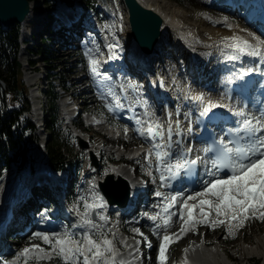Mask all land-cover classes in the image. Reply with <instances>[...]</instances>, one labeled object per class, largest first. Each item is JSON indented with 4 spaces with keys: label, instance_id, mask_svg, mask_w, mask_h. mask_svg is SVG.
<instances>
[{
    "label": "snow or ice",
    "instance_id": "6c2138e0",
    "mask_svg": "<svg viewBox=\"0 0 264 264\" xmlns=\"http://www.w3.org/2000/svg\"><path fill=\"white\" fill-rule=\"evenodd\" d=\"M227 19V17H224L225 21ZM227 27L232 28L233 25L229 23ZM243 31L247 32L251 39L236 34L223 38L226 47L234 50L226 58L239 59L240 54L243 53L264 58V35H257L256 32H252L249 29H244ZM116 46L113 43L106 45L110 57L115 55L112 49ZM85 55L88 58L90 70L94 75L98 74L104 78L111 79L108 72H99L100 62L97 57L88 51L85 52ZM254 70L259 69L248 68L245 71L251 72ZM243 77L244 71L240 73L242 82L239 84V87L241 89L246 87V81H243ZM128 86L136 90L137 82L129 80ZM192 99L203 101L204 94L200 93L192 97ZM143 106L145 108V115L155 116V113L149 110L150 105L147 100H143ZM218 106L230 109L236 115L241 116V122L230 130L237 135L231 141L225 140L223 136L219 137L218 140L213 138L203 147V152L213 153L210 163L216 173V178L207 181L205 187H202L198 192H193L191 197L184 199L180 204L181 210L179 215L183 223L177 230L178 234L164 232L156 257L159 264H164L167 260L165 253L168 244L173 240H179L188 231L189 225L195 230L197 224H210L212 227H215L218 223L227 222L229 225L228 233L234 235L235 230L242 227L249 217H258L260 220H264V132H262L264 130V109H261L260 118H256L251 112L246 111L244 107H237L231 103L221 104L219 100L213 101L209 99L206 104L202 105L200 115H209L210 110ZM168 115L169 123L166 133L164 125L160 123L159 119H156L155 122L149 119L147 122V135L152 136L153 139H155L156 135L161 137L160 142L154 146L157 149L155 157L161 181H165V172H167L170 178H174L177 175H181L182 170L190 172L192 166L200 162V156L198 155L185 158V154L191 153V146L181 147V132L183 129L180 128L179 119L175 121L179 130L175 134L178 140V158L175 160L169 159L167 163L164 162L163 157H170V153L161 150L160 144L171 146L173 137L171 113ZM209 119L211 120L212 117L210 116ZM136 120L139 123V117H136ZM187 127L188 130H191V121L188 122ZM124 131L127 133V125L124 126ZM139 131H141V134H144L143 128L139 129ZM165 135L167 136V140L164 139ZM150 155L151 153L146 155L145 159H148ZM220 168L228 169L230 174L226 172L220 175ZM104 171L107 173L115 171V169H105ZM146 171H150V169H146ZM153 178L155 179V177ZM165 182L167 183V181ZM155 194L163 195L160 192ZM90 195L92 196V201H89L84 196L78 197L84 203V215L81 216L80 222L85 224L89 229L94 228L96 230L95 234L90 230L82 231L79 238H76L75 232L67 227L62 232L36 231L29 238L39 237L49 247L45 248L39 244L26 245L11 260L0 257V264H18V260L21 257L27 262L30 256L36 260L52 259L55 256L62 260L64 264H80L81 260L83 264H126L122 258L118 257L113 239L103 232L106 225L97 223L89 215L90 209L98 207L97 201L99 205L106 203L104 197L95 191L94 182L93 191ZM183 195L184 193L182 192L169 193L165 198V211L144 213V215L150 216L152 221L162 219L163 224L168 226L172 220V213L167 210L176 203L177 197ZM192 198H196L195 203L188 202ZM197 206H199V216L195 217L193 209ZM73 207H76L78 210V205L73 204ZM211 210H214L216 219H210ZM98 215L101 221L109 219L103 212L98 213ZM153 230L155 231V227ZM132 231L143 236L144 240L151 246V241L141 232L140 228H133ZM187 250V248L184 249L185 252ZM183 264H187V259H185Z\"/></svg>",
    "mask_w": 264,
    "mask_h": 264
},
{
    "label": "bare ground",
    "instance_id": "6f19581e",
    "mask_svg": "<svg viewBox=\"0 0 264 264\" xmlns=\"http://www.w3.org/2000/svg\"><path fill=\"white\" fill-rule=\"evenodd\" d=\"M137 1L143 7L152 9L153 12H155L161 19V24L159 26V36L155 43V47L156 46L163 47L166 46V44L163 43L174 42V43H178L182 48H184L187 44H190L193 47L200 50H209L210 51L209 53H212L214 57L215 56L219 57L221 55L228 56L234 50L228 49L226 47V44L223 41L224 37L232 36L236 34L244 38L251 39L248 33L243 31L244 29H249L252 32H256L257 35H262L254 27H249L247 25L248 21L245 18H240L238 21H235L233 18L230 19L228 18V16L230 15H226L225 11L221 13L219 10H217L213 5L209 3V0L208 2L205 1L206 6L204 7H206L208 11H203L205 16L204 24L203 23L196 24V22L187 19L186 18L187 14H185L186 9L179 8L178 6L169 4L168 0H137ZM202 1L203 0L198 1V3H200L199 6L203 5ZM37 3L39 2H35V1L33 2V4H37ZM33 4H30L31 8ZM212 7H214L215 9ZM120 9L121 12L118 14V17L120 18H118L117 22L127 27L126 41L129 44V46L131 48L137 47V50L140 52V48L138 47L136 41L133 39V37L129 36L130 29L127 23L128 20L127 9L122 2L120 5ZM215 11L220 13L219 14L213 13ZM31 14H32V9H31V13L27 15L23 21L26 22V20H28L31 17ZM226 16L228 18L227 21L224 20V17ZM229 23L233 25L232 28L227 27V24ZM62 33L64 34V32ZM75 41L76 40H72L71 41L72 44H75ZM222 48L224 49L221 52L220 49ZM79 51H80V47L77 44L74 45L73 47L68 46V47H61L55 49L52 53V58L50 59V62H48L50 67H53V65L55 64L56 67L62 70V73L64 74V79L67 80V83L69 85L67 92L69 91L72 92L73 87H80L81 89L80 90L81 94L76 95L72 99L68 97L69 95H65L57 99L55 98V101L57 102H61L62 100L67 101L68 104L64 106L65 108H70L72 102L82 103L84 101H89V100L92 101L94 98L92 92L88 87L87 80L81 77L82 73L79 74V72H81L80 60L78 59V57L71 55L73 52L79 53ZM124 51H125L124 55H129L130 53L129 50L124 49ZM19 57L22 61L23 60L22 51L19 53ZM32 57H33L32 54L27 55V58H32ZM213 59L214 58H212L211 60V64L212 66H216ZM45 72L43 73V75L42 73L40 74L41 77L44 79V81L48 79V75H45L46 74ZM174 73L175 70L171 69V74ZM29 78L30 80H33L35 78V75L33 76L31 75ZM169 82L171 83L172 87H176L178 85L176 77L169 78ZM42 86H45V84H42ZM42 90L43 89H37L36 86L30 87L29 95L31 99H35V104H33L35 111L34 118L36 124L35 135H37V137H40L39 138L40 142L45 143L48 137V131L43 129L45 126L44 116L45 115L47 116L48 113V103L46 101L49 99L50 96L44 93ZM207 93L204 94V99H208L210 97V94H212L213 92L209 91ZM39 102L41 104V107L38 106ZM37 113L38 115H36ZM139 147H140L139 143L137 147H131L130 149H124V147L117 146L114 151H118V150L122 151L124 149V151L130 153V152H135ZM111 148H114V145H112ZM118 168L121 170V172L123 173L125 172V167H118ZM197 207L199 208V206ZM225 224L228 225L227 222H225ZM179 227L180 225L178 224L176 225L175 228L179 229ZM176 232L178 234V231ZM4 233L5 231L1 229L0 240L3 238ZM119 239L125 242L126 244L130 243L129 248L120 254L121 258L126 262V264H140L141 257L140 255L136 254V250H135L138 244L137 239L130 238L126 233H119ZM203 239L204 238L202 237L200 239H197L196 242L192 240L188 241L185 245V248H187L188 250L187 252L185 251L183 252V257L196 259L201 264H236L234 263V261L233 262L229 261V259H231L232 257H229L224 251L220 250L219 248L220 242L217 238H215L214 242L211 243L210 245L204 244L205 242ZM256 240H257V244L255 243L256 245L249 247L247 249L248 253H257V254L264 253V249H263L264 237L259 235L256 237ZM260 245L263 246V248H261ZM261 264H264V260L262 261Z\"/></svg>",
    "mask_w": 264,
    "mask_h": 264
},
{
    "label": "rangeland",
    "instance_id": "374dc122",
    "mask_svg": "<svg viewBox=\"0 0 264 264\" xmlns=\"http://www.w3.org/2000/svg\"><path fill=\"white\" fill-rule=\"evenodd\" d=\"M199 0H168L169 4L174 5V6H178L179 8H185L186 9V13L187 14L186 18L196 22V24L198 23H205V16H204V12L203 11H208L205 4V1L203 0V5L199 6L200 3H198ZM207 2V1H206ZM214 8V7H212ZM215 9V8H214ZM40 10H43V8L41 7ZM194 11V12H193ZM212 11V9H211ZM216 14H219L220 12H213ZM223 13V12H221ZM238 15V12H235L233 14H226V15H230L228 17H236L235 16ZM204 17H202V16ZM198 19V20H197ZM238 20V19H237ZM249 27H252V24H247ZM27 28V27H26ZM23 29V27L21 28L19 26L20 29V37L22 35H26L25 32H27L28 29ZM28 37V36H27ZM21 39V38H20ZM28 41V39H27ZM22 46V44H21ZM224 48L220 49V51L222 52ZM219 51V52H220ZM227 55V53H226ZM222 56V55H221ZM17 59L19 61H21L20 57L17 56ZM23 61V60H22ZM21 61V62H22ZM216 61V60H215ZM216 63V62H215ZM27 73H29V71L26 70ZM30 73H34L33 71H30ZM82 72H79V74H81ZM78 74V75H79ZM33 76V75H32ZM75 88V89H74ZM80 87H73L72 88V92L69 91L68 93V97L69 98H74L76 95H80L81 91H80ZM21 99V103L25 104V99H23V97H20ZM28 103V100H27ZM32 104H35V99H32ZM34 115V113L32 114V116ZM114 131L112 130L111 133H113ZM106 134L103 133H99V135L95 136V138L98 141H108V138L105 136ZM115 142V141H114ZM66 150H69L70 152L73 151V147L69 146L67 148H65ZM130 149V148H128ZM8 179L6 178V181ZM5 181V182H6ZM4 190V186L1 185L0 187V191ZM84 196V195H82ZM75 200H79L78 198H75ZM90 201V200H89ZM81 203V207L84 208V203L82 200L79 201ZM89 215L90 214V210H89ZM216 219V218H215ZM95 220V219H94ZM97 223H103L105 224L104 221H96ZM106 226L103 229V232L109 236L110 238L113 239V243L118 241V238L116 236V234L113 232V230L110 228V226L108 224H105ZM228 227L229 226H221L219 224H217L215 227H212L211 225L205 226L204 227H200L197 230V233L194 234L193 236L198 239V237L201 235V233H203L207 239V243L213 242V240L215 238H217L219 240V245H220V250L224 251L229 257H232L234 261V263L236 264H261L262 261L264 260V253H248L247 249L251 246H254L257 244V240L256 237L261 235L262 237H264V220H260L258 217H250L245 224L242 227H239L235 230V234H230L228 233ZM140 228L141 232L144 233V235H147V230L141 227ZM89 229V228H88ZM90 231H92L95 234V229H89ZM140 235V234H139ZM199 235V236H198ZM143 236L140 235V238H142ZM189 239V235L185 236L182 241H174L168 244L167 249H166V255L168 257L167 262L169 264H171L173 261L179 259L181 257V252L183 251L185 242ZM31 243L30 242H25L22 243L21 245H29ZM256 243V244H255ZM261 246V245H260ZM261 248H263V246H261ZM264 249V248H263ZM262 249V250H263ZM154 250V249H153ZM236 251V253H235ZM150 262H152V264H156L154 259L150 260L147 264H149ZM63 261L59 259V264H62ZM80 264H83L82 260L80 261Z\"/></svg>",
    "mask_w": 264,
    "mask_h": 264
},
{
    "label": "trees",
    "instance_id": "16d2710c",
    "mask_svg": "<svg viewBox=\"0 0 264 264\" xmlns=\"http://www.w3.org/2000/svg\"><path fill=\"white\" fill-rule=\"evenodd\" d=\"M18 45V23L0 25V165L9 159L21 163L24 153L19 140L18 118L24 105V89L16 78V49ZM47 124L53 128V117ZM58 136H52V143L48 147L49 156L55 167L62 163L63 155L58 150ZM9 151L10 154L9 155Z\"/></svg>",
    "mask_w": 264,
    "mask_h": 264
},
{
    "label": "water",
    "instance_id": "95a60500",
    "mask_svg": "<svg viewBox=\"0 0 264 264\" xmlns=\"http://www.w3.org/2000/svg\"><path fill=\"white\" fill-rule=\"evenodd\" d=\"M125 3L129 10L131 33L140 48L148 52L159 35L161 19L155 12L143 7L136 0H125ZM27 12L28 0H0V24L3 26L21 21ZM20 74V62L16 60L18 83ZM79 143L86 144L82 139H79ZM100 187L109 202L124 204L127 200L128 186L120 177L113 179L112 175L108 174L105 180L100 183Z\"/></svg>",
    "mask_w": 264,
    "mask_h": 264
},
{
    "label": "built area",
    "instance_id": "2783aa9c",
    "mask_svg": "<svg viewBox=\"0 0 264 264\" xmlns=\"http://www.w3.org/2000/svg\"><path fill=\"white\" fill-rule=\"evenodd\" d=\"M33 113H35L34 108H33L32 110L26 111V115H27V116H31ZM31 117H32V116H31ZM31 117H30V118H31ZM35 128H36V127H35ZM34 134H35V129H34ZM39 138H40V137H38V140H39Z\"/></svg>",
    "mask_w": 264,
    "mask_h": 264
}]
</instances>
